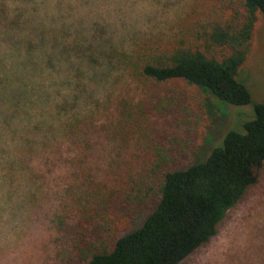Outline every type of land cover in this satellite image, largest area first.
Masks as SVG:
<instances>
[{
  "label": "trees",
  "instance_id": "1",
  "mask_svg": "<svg viewBox=\"0 0 264 264\" xmlns=\"http://www.w3.org/2000/svg\"><path fill=\"white\" fill-rule=\"evenodd\" d=\"M85 1L0 0L6 38L11 29L25 31L11 41L23 58L19 74H5L0 106V208L26 179L35 184L26 197L30 214L59 247L58 261L176 264L257 181L264 102L252 103L242 131L226 130L206 156L177 166L162 125L196 118L167 85L180 80L200 90L208 118L216 101L249 104L239 72L264 0H181L171 15L130 25L108 20L110 5L97 0L85 23L56 21ZM60 69L62 92L53 73Z\"/></svg>",
  "mask_w": 264,
  "mask_h": 264
},
{
  "label": "rangeland",
  "instance_id": "2",
  "mask_svg": "<svg viewBox=\"0 0 264 264\" xmlns=\"http://www.w3.org/2000/svg\"><path fill=\"white\" fill-rule=\"evenodd\" d=\"M96 1L86 0L85 4L79 3L74 14L57 17L56 21L63 22L65 26L70 25V20L85 23V17L89 13L88 4ZM192 1L196 3L201 0ZM9 2L17 5V0H9ZM105 2L111 8L107 9V12L103 11V15L108 20L111 22L123 20L130 25L133 19L142 21L143 16L151 17L152 22L154 19L160 20L161 11L171 15L170 12L175 9V5L179 8L181 0H106ZM48 3L50 0H44V4ZM36 14L40 16L42 9L39 8ZM89 15L91 17L90 13ZM68 30L71 31V28ZM23 33L25 34L23 29H11L8 40L5 28L0 25V106L5 107V74L10 78L19 74V64L16 62L18 58H23V49L17 52L11 47V41L20 39ZM69 37L65 36V38ZM9 53L12 55H8ZM16 69L18 73H15ZM29 69L31 68L27 70ZM53 73L56 80H54L55 87L60 92L66 91L68 87L59 83L64 75L62 69L54 70ZM239 78L249 92L250 103L236 106L216 101L218 110L212 118H208L198 105L203 96L200 90L187 86L180 80L172 81L167 85L170 91L174 89L178 91L184 103L192 111L193 118L194 116L196 118L191 124L177 126L176 120L169 117L162 125L168 133L163 140L164 145L169 144V139L174 140L175 147L171 146L170 151L177 166L206 156L214 145L220 143L226 130L242 131V123L252 116V103L264 102V13H257L252 28L250 51L241 65ZM33 79L35 80V76ZM179 140L183 149H187V153L184 150L178 151ZM34 188V183L19 178L13 189L8 192L9 196L5 193V204L0 208V264H85V260L77 255L71 260L58 261L54 257L59 247L49 241L48 230L43 224L35 221L30 214V203L26 202L27 195L34 192ZM141 220L142 217L132 227L137 226ZM215 230L206 242L176 264H264V160L257 170V181L226 210Z\"/></svg>",
  "mask_w": 264,
  "mask_h": 264
}]
</instances>
